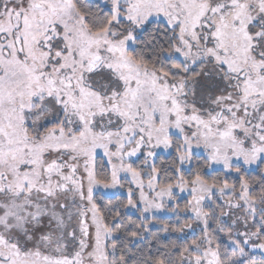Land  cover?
<instances>
[{"label":"snow or ice","instance_id":"6c2138e0","mask_svg":"<svg viewBox=\"0 0 264 264\" xmlns=\"http://www.w3.org/2000/svg\"><path fill=\"white\" fill-rule=\"evenodd\" d=\"M0 264H264V0H0Z\"/></svg>","mask_w":264,"mask_h":264}]
</instances>
